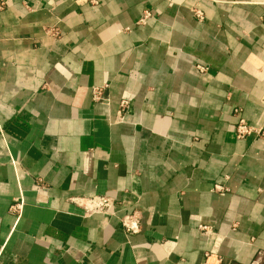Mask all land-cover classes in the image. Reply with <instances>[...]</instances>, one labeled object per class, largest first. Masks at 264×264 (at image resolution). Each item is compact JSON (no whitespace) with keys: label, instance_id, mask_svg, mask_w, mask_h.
Listing matches in <instances>:
<instances>
[{"label":"crops","instance_id":"crops-1","mask_svg":"<svg viewBox=\"0 0 264 264\" xmlns=\"http://www.w3.org/2000/svg\"><path fill=\"white\" fill-rule=\"evenodd\" d=\"M0 4V264H264V0Z\"/></svg>","mask_w":264,"mask_h":264},{"label":"built area","instance_id":"built-area-1","mask_svg":"<svg viewBox=\"0 0 264 264\" xmlns=\"http://www.w3.org/2000/svg\"><path fill=\"white\" fill-rule=\"evenodd\" d=\"M90 6H97L100 0H85ZM2 9V4H0V10ZM195 16L202 19V14L199 11H195ZM150 17L149 14L145 13L140 23H144L146 19ZM98 99V97H96ZM125 103L121 104V107H125ZM235 132L238 140H243L250 136H254L264 140V129L261 127H249L243 119H239L237 125L235 126ZM218 191L224 190L222 187L215 188ZM84 211L85 217H91L93 215H105L111 216L112 210L114 208V202L108 197H94L88 199H79L75 202ZM23 207V200L18 198L15 200L14 204L9 208L12 214L19 215ZM120 224L127 234H136L139 228V220L136 215H126L120 218ZM203 230H205L203 228ZM1 251V250H0Z\"/></svg>","mask_w":264,"mask_h":264},{"label":"rangeland","instance_id":"rangeland-1","mask_svg":"<svg viewBox=\"0 0 264 264\" xmlns=\"http://www.w3.org/2000/svg\"><path fill=\"white\" fill-rule=\"evenodd\" d=\"M247 124V123H246ZM248 125V124H247ZM249 127H257V126H250V125H248ZM234 134H235V137H236V139H237V135H236V132H235V130H234ZM250 137H254V136H250ZM249 138V137H248ZM255 138H257V137H255ZM244 139H247V138H244ZM243 139V140H244ZM260 139V138H259ZM238 140V139H237ZM263 140V139H262Z\"/></svg>","mask_w":264,"mask_h":264}]
</instances>
